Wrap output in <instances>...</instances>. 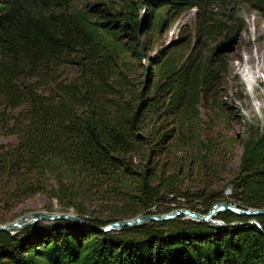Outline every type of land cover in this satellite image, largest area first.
<instances>
[{
    "label": "trees",
    "instance_id": "obj_1",
    "mask_svg": "<svg viewBox=\"0 0 264 264\" xmlns=\"http://www.w3.org/2000/svg\"><path fill=\"white\" fill-rule=\"evenodd\" d=\"M196 3L0 0V133L16 138L0 143V209L38 192L48 193L63 211L77 197L119 199L105 217L84 215L75 206V214L103 225L166 212L174 204L149 206L162 195H187L179 192L177 175L157 174L147 164L137 168L128 152L147 145L150 154L160 153L174 134L197 152L210 150L213 136L201 137L196 108L213 98L225 68L211 54L233 38L240 20H229L231 34L201 64L164 60L146 91L124 97L130 93V59L145 55L148 33ZM253 3L264 15V2ZM196 25L205 38L226 30L208 17ZM60 65H75L77 75L59 79L53 74ZM218 137L221 148L233 140ZM241 145L226 197H213L202 185L190 192L201 198L199 206L188 198L179 206L199 212L216 201L264 207V117ZM214 217L222 224L180 213L106 231L65 218L39 219L14 232L0 230V264H264V213L223 209Z\"/></svg>",
    "mask_w": 264,
    "mask_h": 264
},
{
    "label": "rangeland",
    "instance_id": "obj_2",
    "mask_svg": "<svg viewBox=\"0 0 264 264\" xmlns=\"http://www.w3.org/2000/svg\"><path fill=\"white\" fill-rule=\"evenodd\" d=\"M196 2L181 10L158 32H152L150 36L148 33L144 47L145 55L130 59L131 70L127 75L130 93L124 98L134 99L140 89L146 91L149 83L158 77L157 69L162 61L171 59L174 66L182 60L201 64L202 59L210 52V48L219 40L225 39V35L231 34L226 27L229 20L234 18L240 20L241 25L233 38L221 44L211 54V59L219 61V64L224 65L225 70L220 74L218 86L212 89L213 98L207 96V100H200L196 108L195 118L199 121L201 137L206 138L208 134L213 136L210 150L197 152L193 143L185 144L178 141L174 134L160 153L150 154L147 145L144 151L128 152L137 168L147 164L150 171H155L157 174L173 173L178 176L179 192L183 194L188 192L186 196L168 194L163 197L162 195L149 206L152 210L167 204H174L170 209L181 207L179 205L185 201V198L196 204L201 198H195L190 192L202 185L211 188L213 197H226L229 191L228 179L237 170L241 141L246 133L258 130L263 123L264 15L255 7L253 3L255 0H196ZM142 12L143 9L140 10V16ZM206 17L222 21L226 30L205 38L198 29L195 30V27L197 23L205 22ZM254 45L258 46L259 55L263 57L259 63L263 68L256 73L258 80H254L248 88L236 71V66L245 62V56ZM53 75L58 76L59 79L76 76L77 68L75 65H60ZM222 134L233 138L225 148L220 147L222 144L218 136ZM15 139L14 134L0 133V143L14 142ZM197 156L205 162L206 167L200 163V160H196ZM204 168L206 173L203 171ZM210 174L217 175L210 177ZM73 203L74 205L68 206L66 211L76 213V206L84 215L105 217L109 215L108 206L120 205L121 201L116 198L77 197L73 199ZM196 206H199L198 203ZM34 210L58 212L63 211V207L48 193L38 192L17 202L9 209H0V223Z\"/></svg>",
    "mask_w": 264,
    "mask_h": 264
},
{
    "label": "water",
    "instance_id": "obj_3",
    "mask_svg": "<svg viewBox=\"0 0 264 264\" xmlns=\"http://www.w3.org/2000/svg\"><path fill=\"white\" fill-rule=\"evenodd\" d=\"M223 209H229L237 214H247V215L264 213V207H250V206L240 207L234 203H230L226 201H216L211 204L210 208L206 212H198L196 210H192L190 208L181 206L174 209H170L166 212L140 213L126 218H118L106 222L103 225H96L91 223L84 217L69 211L45 212V211L34 210L29 213L22 214L14 218L13 220L0 223V230L14 232L39 219L52 220L56 218H65L83 224L97 231H106V230L116 229L126 226L127 227L137 226L149 220H164L175 217L177 214L180 213L183 214L184 217H188L193 220H208L216 224H222L220 219L214 217V214L217 211ZM248 221L256 222V220L253 218L249 219Z\"/></svg>",
    "mask_w": 264,
    "mask_h": 264
},
{
    "label": "bare ground",
    "instance_id": "obj_4",
    "mask_svg": "<svg viewBox=\"0 0 264 264\" xmlns=\"http://www.w3.org/2000/svg\"><path fill=\"white\" fill-rule=\"evenodd\" d=\"M261 58L263 57L259 55L258 46L254 45L249 50L248 54L245 56L244 58L245 62L242 64H237L236 66V71L241 75L242 79L244 80L248 88L251 87L254 80L256 81L257 71L259 72V70L263 68V66H260L259 64Z\"/></svg>",
    "mask_w": 264,
    "mask_h": 264
}]
</instances>
